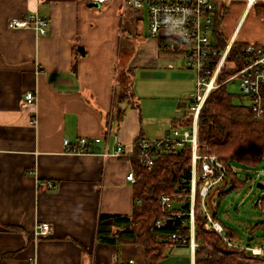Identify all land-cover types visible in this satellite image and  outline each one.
I'll return each instance as SVG.
<instances>
[{"label":"crops","instance_id":"crops-1","mask_svg":"<svg viewBox=\"0 0 264 264\" xmlns=\"http://www.w3.org/2000/svg\"><path fill=\"white\" fill-rule=\"evenodd\" d=\"M129 7L122 0L101 7L88 0H0V254L7 255L0 264L143 263L141 246L118 251L119 244L99 241L98 220L134 214L137 190L127 177L136 142L188 128L181 125L190 116L195 77L171 37L126 31L128 18H140ZM32 13L49 21L45 36L9 28L12 18ZM251 14L257 32L241 36ZM221 30L225 42L264 43V18L242 0L225 9ZM81 138L102 141L91 154L64 145ZM118 146L129 155H101ZM39 224L50 226L48 236H36ZM170 259L159 264H178ZM180 262L194 264V255Z\"/></svg>","mask_w":264,"mask_h":264},{"label":"trees","instance_id":"trees-1","mask_svg":"<svg viewBox=\"0 0 264 264\" xmlns=\"http://www.w3.org/2000/svg\"><path fill=\"white\" fill-rule=\"evenodd\" d=\"M254 10L259 18H264V5H257ZM216 24L219 25V22ZM225 44L224 39L219 38L218 46L221 49H224ZM244 46V43L235 42L229 58L236 63V67L222 71L219 78L222 85L209 95L199 116L198 152L214 154L225 165L227 176L221 186L228 190L220 191L221 188H217L206 199L213 220L223 228V232L219 233L205 228L201 183L197 185L194 203V233L197 244L194 264H264V256L255 257L243 248L264 246V221L246 227V234H242L219 218L218 206H214L213 200L217 196L220 201L228 193L245 187L246 181L241 178L236 164L255 168L262 164L264 158V121L254 119L249 105L237 104L227 89L229 82L224 83L241 68L243 61L239 51ZM239 99L242 101L241 96ZM192 122V116H189L181 126L190 128ZM131 161L138 189L136 210L132 216L101 214L97 237L104 243L139 245L144 250L142 264H159L179 246L170 244L172 235L181 234L187 239L191 235L187 213L191 207L192 174L189 168L192 165V147L185 143L180 148L160 154L150 170L136 158H131ZM162 196L170 198V209L164 210ZM256 207L264 211V194L259 198ZM178 214L184 216L179 219ZM159 221L165 225L157 227ZM1 256L4 258L7 255L0 254V258Z\"/></svg>","mask_w":264,"mask_h":264},{"label":"built area","instance_id":"built-area-1","mask_svg":"<svg viewBox=\"0 0 264 264\" xmlns=\"http://www.w3.org/2000/svg\"><path fill=\"white\" fill-rule=\"evenodd\" d=\"M113 0H88V2L103 6ZM233 0H122L124 10L131 6L136 10H144L148 17V30L153 38H162L164 35L171 37L184 49L187 68L193 72L195 77V90L190 96L189 112L193 122L190 128L183 131L173 129L171 133L157 140L140 139L136 142V150L131 158H136L148 170L155 165L157 157L172 149L180 148L185 143L192 147V165L189 168L192 174L191 180V207L187 213L190 218L191 235L187 239L184 235L174 234L170 238V244L188 246L194 255L197 244L194 233V203L196 188L200 186L202 199V213L206 216L205 228L222 233L223 228L213 220V217L206 205V199L211 191L219 188L226 180L227 169L214 154L198 152V121L204 104L209 95L220 87V75L224 69H233L236 63L230 60L229 54L235 45V40L226 41L224 49L219 45V38H222V16L225 9ZM249 8H254L259 2L264 0H242ZM216 20L219 25L216 26ZM49 21L38 13L25 15L24 17L12 18L9 22L10 29H33L37 34L45 36L49 30ZM239 55L242 59V66L235 75L224 83L231 80H240L242 99L249 101V107L254 114L256 121H264V43L250 42L244 43ZM217 60V64L215 60ZM28 103H34L36 97L32 92L26 95ZM118 140V139H117ZM102 141L101 138L87 139L81 138L74 147L68 141L64 145L72 152L83 154L96 153L91 150L92 146ZM101 155L108 157H124L129 154L121 147L109 151L106 149ZM261 174L264 176V158L262 159ZM128 180L136 182L133 174L127 177ZM48 188L53 189V185L48 183ZM215 192V191H214ZM214 195V193H213ZM161 203L164 210L171 207L169 197L162 196ZM184 214H178L181 219ZM165 224L157 222V227ZM48 224H39L36 236L46 237L50 234ZM247 252L255 257L264 256V246L243 247ZM116 261V260H115ZM125 264H135L134 260H129Z\"/></svg>","mask_w":264,"mask_h":264},{"label":"rangeland","instance_id":"rangeland-1","mask_svg":"<svg viewBox=\"0 0 264 264\" xmlns=\"http://www.w3.org/2000/svg\"><path fill=\"white\" fill-rule=\"evenodd\" d=\"M129 10L132 13L134 12L138 14L136 15L133 13L134 16H140V18L134 22L135 24H131V19L128 18L127 22H125L126 31H130V33H133L131 34L133 36L137 34V32L136 34L134 33L135 30L138 31L139 35H146L148 31V19L146 17L147 15L142 12L135 11V9H132L131 7H129L128 11ZM252 18L253 15L251 14L250 18L247 20V23L243 22V24L241 25V36L257 32L256 27H253L252 25ZM123 75L124 73L123 71H121L120 76ZM193 88H195V86ZM227 89L229 93L234 96V101L237 104L243 103L245 105H249V101L243 99L241 101L239 99V96L242 97L240 80H231L227 84ZM193 93L194 89L189 94L192 95ZM236 165L241 178L246 181L245 187L237 192L233 191L228 193L220 201H218V199L216 198L217 196H215L213 200L215 202L214 206H218L217 211L219 218L230 225L232 229H238L240 232H242V234H246V227L249 228V226H252L259 221H264V211H260L256 207V203L258 202L259 198L264 194V190L258 189L256 187V184L259 182L264 183V176L261 174L262 165H259L255 168H251L243 164ZM219 188H221L220 191L228 190V188L222 186ZM136 190L138 191L137 188ZM262 235L264 237V233ZM122 246L123 245L117 246V250L121 251ZM135 253L138 254L137 249L133 250V254ZM139 254L141 255L140 251ZM168 258H171L170 260L178 259V264L181 263L180 261L182 260H187V262H189L192 259V252L190 251L188 246H178L175 247L173 251H171ZM135 260L136 264L140 262V259L135 258Z\"/></svg>","mask_w":264,"mask_h":264},{"label":"water","instance_id":"water-1","mask_svg":"<svg viewBox=\"0 0 264 264\" xmlns=\"http://www.w3.org/2000/svg\"><path fill=\"white\" fill-rule=\"evenodd\" d=\"M256 187H257L258 189H260V190H264V183L259 182V183L256 184Z\"/></svg>","mask_w":264,"mask_h":264}]
</instances>
